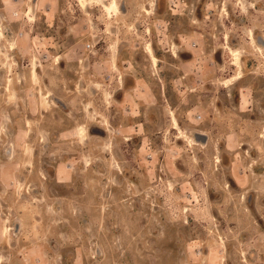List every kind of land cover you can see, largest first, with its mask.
<instances>
[{
  "label": "rangeland",
  "instance_id": "obj_1",
  "mask_svg": "<svg viewBox=\"0 0 264 264\" xmlns=\"http://www.w3.org/2000/svg\"><path fill=\"white\" fill-rule=\"evenodd\" d=\"M112 2L0 0V264H264V0Z\"/></svg>",
  "mask_w": 264,
  "mask_h": 264
},
{
  "label": "bare ground",
  "instance_id": "obj_2",
  "mask_svg": "<svg viewBox=\"0 0 264 264\" xmlns=\"http://www.w3.org/2000/svg\"><path fill=\"white\" fill-rule=\"evenodd\" d=\"M107 6H108V5H107ZM116 6H117V4H116V0H113V2L111 3V5L107 7V10L115 9ZM117 10H118V13L121 14V9L119 8V6H118V9H117ZM29 11H31V10H29ZM109 13H110V12H109ZM113 14H114V13H113ZM115 17H116V16H115ZM0 34H1V33H0ZM252 35H253V34H252ZM1 39H2V38H1ZM251 40H252V44L255 45V46H254L255 49H256L258 52H262V50H260V48H257V47H256V45H257V46H260V45L257 43L256 39L252 37ZM32 76H33L34 79H35L36 76H37V75H36V69H35V68L32 69ZM35 80H36V79H35ZM235 81H236V80H235ZM227 82H228V81H227ZM175 122H176V121H175ZM81 128H82V127H81ZM81 128H80V129H81ZM81 132L84 133V129H81ZM81 132H80V133H81ZM82 133H81V134H82ZM82 135H83V134H82ZM85 135H86V134H85ZM83 139H84V138H83ZM188 141L190 142L191 145L197 144V143L193 142L190 138H188ZM7 232H8V230H7Z\"/></svg>",
  "mask_w": 264,
  "mask_h": 264
},
{
  "label": "water",
  "instance_id": "obj_3",
  "mask_svg": "<svg viewBox=\"0 0 264 264\" xmlns=\"http://www.w3.org/2000/svg\"><path fill=\"white\" fill-rule=\"evenodd\" d=\"M121 11H123V7L121 8ZM257 43L261 46H264V42L261 38L256 39ZM194 140L197 142L205 143L206 142V136L202 134H194Z\"/></svg>",
  "mask_w": 264,
  "mask_h": 264
},
{
  "label": "built area",
  "instance_id": "obj_4",
  "mask_svg": "<svg viewBox=\"0 0 264 264\" xmlns=\"http://www.w3.org/2000/svg\"><path fill=\"white\" fill-rule=\"evenodd\" d=\"M84 47H85V50L88 51V52L92 50V45L91 44H86Z\"/></svg>",
  "mask_w": 264,
  "mask_h": 264
},
{
  "label": "flooded vegetation",
  "instance_id": "obj_5",
  "mask_svg": "<svg viewBox=\"0 0 264 264\" xmlns=\"http://www.w3.org/2000/svg\"><path fill=\"white\" fill-rule=\"evenodd\" d=\"M261 46V45H260ZM46 98H48V95L46 96Z\"/></svg>",
  "mask_w": 264,
  "mask_h": 264
}]
</instances>
